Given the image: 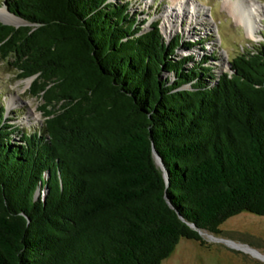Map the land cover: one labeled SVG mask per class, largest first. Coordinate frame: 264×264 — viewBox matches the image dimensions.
<instances>
[{"label": "trees", "instance_id": "obj_1", "mask_svg": "<svg viewBox=\"0 0 264 264\" xmlns=\"http://www.w3.org/2000/svg\"><path fill=\"white\" fill-rule=\"evenodd\" d=\"M4 3L24 24L0 22V58L44 122L14 144L0 109V264H162L264 217V42L217 76L127 2Z\"/></svg>", "mask_w": 264, "mask_h": 264}, {"label": "rangeland", "instance_id": "obj_2", "mask_svg": "<svg viewBox=\"0 0 264 264\" xmlns=\"http://www.w3.org/2000/svg\"><path fill=\"white\" fill-rule=\"evenodd\" d=\"M4 1L0 0V14L22 22L9 23L1 18L0 22L23 25L24 21L11 14ZM121 1L130 4L129 11L138 20H145V29L157 21L167 42L178 36L182 37L183 42L203 40V46L196 45L190 51L180 47L178 54L193 55L197 61L206 55H213L216 59L207 66L217 76L230 72L229 62L234 57L264 42V0H252L251 4L249 0H242L243 7L251 6L252 3L260 6L257 10L260 16L254 15L257 18L255 38L247 36L245 29L235 22L225 0H186L184 17L172 19L177 25L174 30H170L174 23L166 18L171 11L178 12L173 0ZM233 2L237 3L236 0ZM194 8L196 18L190 15L195 12ZM12 62V59L0 58V109L4 111L5 123L14 126V144H21V133L36 132L42 127L44 118L40 112L41 100L30 93L34 78L20 79ZM220 229L221 234L218 236L203 232L202 237L211 244L210 248L202 247L194 240L182 239L174 253L162 264H264V260L248 252L253 249L264 256V217L244 212L226 221Z\"/></svg>", "mask_w": 264, "mask_h": 264}, {"label": "bare ground", "instance_id": "obj_3", "mask_svg": "<svg viewBox=\"0 0 264 264\" xmlns=\"http://www.w3.org/2000/svg\"><path fill=\"white\" fill-rule=\"evenodd\" d=\"M237 3H234L233 0H225L227 6H228V10L229 13L232 15V17L234 18L235 22L238 23L240 26H242L245 31L247 36L251 37V38H255V34L257 33V29H256V23L257 22V18H254V15H259L258 13V8H260V6L256 5L255 3H252V5H248L247 7H243L242 6V0H236ZM250 4L252 2V0H249ZM185 2L186 0H173L174 3V7L178 10V12H180V14L178 12H174L171 11L166 18L171 20L174 18H178V20L182 17H184V8H185ZM254 4V5H253ZM195 12L191 13V17L196 18V8H194ZM190 13V12H189ZM255 13V14H254ZM0 18L3 19L6 22L9 23H20L21 21L19 19L13 18V20L7 16L4 15L3 13L0 14ZM168 25H171L170 21H167ZM178 21H176L177 23ZM203 22V21H202ZM172 23H174V21H172ZM176 24H173V27L170 30H174L176 28ZM168 32V30H165ZM244 250H249L247 248H243ZM250 251V250H249ZM251 252V251H250ZM253 254L257 255L256 253L252 252Z\"/></svg>", "mask_w": 264, "mask_h": 264}, {"label": "water", "instance_id": "obj_4", "mask_svg": "<svg viewBox=\"0 0 264 264\" xmlns=\"http://www.w3.org/2000/svg\"><path fill=\"white\" fill-rule=\"evenodd\" d=\"M2 23H3V24H6V25H10L9 23H5V22H2ZM20 26H21V25H20ZM16 27H19V26H16ZM154 152H155V156H156V160H157L158 164H159V165L162 167V169L164 170L166 181H167V183H169V180H168V173H167V171H166V168H165V166H164V163H163L162 159L158 156L157 152H156V151H154ZM192 227L194 228L193 225H192ZM199 233H200L201 236L204 235L203 231H201V230H199ZM210 237L213 238L212 236H210ZM215 240H216V241H223V242H226V241L223 240V239H220V240L215 239ZM250 250H251V252H250V251H248V252H250V253L254 252V253L257 254V255L254 254L255 256H258L259 258H261L262 260H264V256L261 255L259 252L255 251V250H253V249H250Z\"/></svg>", "mask_w": 264, "mask_h": 264}]
</instances>
